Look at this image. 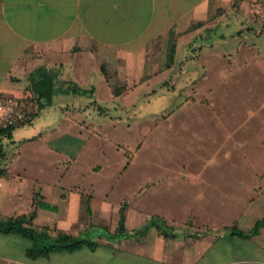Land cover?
<instances>
[{
    "label": "crops",
    "instance_id": "crops-1",
    "mask_svg": "<svg viewBox=\"0 0 264 264\" xmlns=\"http://www.w3.org/2000/svg\"><path fill=\"white\" fill-rule=\"evenodd\" d=\"M255 17L264 21V0H0V91L13 97L31 98L28 76L39 67L56 70L59 81L92 86L91 97L101 85L108 96L104 101L109 102L129 90L131 74L136 82L128 84L130 89L141 85L151 91L167 89L164 79H155L159 74L175 67L180 71L182 63L197 57L186 49L199 53L212 47L211 43L193 45L203 30L233 18L240 19L253 35L237 40L232 52L207 56L199 78L190 81L189 97L173 109L184 104L189 112L197 109L200 116L212 115L211 135L205 145L191 148L197 151L191 160L159 165L156 177L147 176L137 184L132 191L145 183L149 186L128 202L121 235L114 234L116 220L109 230L103 226L112 235L108 238L80 222L82 182L33 178L25 166L15 168L23 146L32 151V144H37L45 153L57 154L48 144L50 137H59L68 129L82 137L87 130V136H92L96 126L101 130L99 124L79 125L83 120L79 105L68 109L54 107L51 101L38 109L33 104L29 121L13 127L8 136L0 134V166L16 155L7 174L0 177V215L27 213L37 193L47 208H35L34 224L74 236L91 234L96 246L28 260L23 256V240L0 235V264H264V50L260 51L256 40L264 23ZM170 36L174 47L172 62L166 67ZM180 40H184L185 62L174 65L182 57L176 49ZM201 82H205L203 88L198 86ZM117 83L125 90L112 97L110 86ZM99 103L93 97L89 105L99 110ZM50 106L60 113L62 131L44 124L33 136L11 140L14 132L31 126ZM186 113H170L154 128L164 138L169 132L180 146L187 138L182 131ZM193 117L190 113L189 126L196 124ZM38 134L39 139L30 140ZM5 139L15 143L12 149L4 148ZM129 164L126 159L120 174ZM115 183L112 179L100 196H89L88 202L97 199L99 221L114 217L121 198L128 194L111 201L108 195ZM89 186L92 189L93 184ZM153 215L176 228L189 217L192 231L207 225L210 234L191 238L177 230L175 238L165 239L146 224ZM258 223L255 234L247 238L227 237L222 230L234 225L246 233ZM99 250L101 255L93 258Z\"/></svg>",
    "mask_w": 264,
    "mask_h": 264
},
{
    "label": "rangeland",
    "instance_id": "rangeland-1",
    "mask_svg": "<svg viewBox=\"0 0 264 264\" xmlns=\"http://www.w3.org/2000/svg\"><path fill=\"white\" fill-rule=\"evenodd\" d=\"M242 25L244 24L240 22V19L233 20V18H229L219 25L212 26L208 30H203L200 35H197L193 45L211 43L212 47L201 49L199 53L198 50L186 49L187 52L190 50V53L198 54L194 60H187L186 62L183 59L186 54L183 53L182 48L184 40H180L176 45V49L178 50V56L181 53L182 57L176 58L174 64L179 65L180 61L185 62L179 66L181 68L180 71L176 69L177 67L171 68L164 70L163 73L155 78L159 80L164 79L168 87L167 89L151 91L149 88L141 87L142 85L130 89L131 85L128 84L136 80L135 75L131 74L127 81L129 90L125 91V95H119L112 102L108 100V102L104 101L108 97L106 90L101 85H98L93 97L100 101L99 110L93 108L92 104L91 106L89 105L93 99L91 96L85 94L54 93L51 100L52 106H65L69 109L77 108V105H79L81 107L79 118L83 119L79 125L86 124V122L99 124L101 130L99 126H96L93 131L95 133L90 137L87 136L88 130L85 137L76 135L77 132L73 134V130L71 129L62 131L63 127L60 120H58L60 113L50 106L44 109L43 114L35 119L31 126L28 127L26 125L19 131L14 132L11 140L16 141L21 137L30 136V134L33 136L40 131V128L44 124H50L49 126L58 127L62 131L61 136L50 137L48 141L49 146L57 150V154L45 153L44 148L37 144H32V151L28 149L29 147L23 146L15 168L25 166L28 175H32L33 178L37 177L45 180L61 178V182L63 183L73 180L80 181L83 185H80L81 188L83 187L81 189V193L83 192L82 196L87 195L88 199H90V194L100 196L108 182L115 179L116 183L112 186L108 196L111 201H117L120 194H129L147 176L156 177L159 173V165L169 166L168 164L172 160H191L192 153L196 156L197 152L196 149L191 148L206 144V140L213 130L211 120L213 121L214 118L212 115L211 117L200 116L199 113L201 111L197 109H190L189 112L184 104L178 107L177 110L173 108L177 104H182L183 98L189 97L190 81L199 78V74L202 72L201 69L207 65V56L211 58V55L218 54L223 50L232 52L237 40L242 41L247 36L253 37L251 32L247 33L245 27ZM235 33L236 35H233ZM256 40L259 43V45L257 44L258 48L262 52L264 50V30L261 29L260 35L256 36ZM155 79L148 82L149 87ZM204 84L205 82H201L198 86L203 88ZM149 90L151 93H154L152 96H149L151 93L145 94ZM200 91L202 92V90ZM84 105L88 107L82 110ZM176 112L184 114L187 112V115H183L186 118H184L185 121L182 127V131L187 132V134H184L185 136L187 135V138L184 139L185 141H182L180 146L174 143L176 139L173 140V136L169 132H167L168 137L164 138L158 132L159 128H154L161 119ZM188 112L194 116L192 122L195 121L196 124L191 125L190 123L189 126ZM143 126L147 128L146 131L142 130ZM85 127L88 129L93 128L89 125H85ZM20 131L21 133H19ZM3 144L5 149H12V145L15 143L13 144V142L5 139ZM124 151H127L126 155H124ZM126 159H128L127 161L130 164L120 174V168ZM39 167L42 170H39ZM63 169L64 171L67 169V171L61 176ZM89 183L93 184L92 189ZM144 185L149 186L148 183ZM91 201L93 202L82 203L83 210L81 211L79 220L84 223L87 230L89 229L88 226H92L94 228L93 232H101L103 238H108L109 233L105 229L109 230L111 228L113 221L116 220V213L114 217L99 221V204L97 199ZM86 208H88L89 213L86 211ZM182 226L177 225V228L181 232H184V226ZM195 230L199 232L205 231V238L210 234L208 233L209 229L207 225ZM85 236L94 238L91 234H86ZM100 252L102 250L97 251L93 258L97 254L101 255ZM218 261H220V258H218ZM99 262L102 263L100 259ZM87 263L89 262L87 261ZM93 263L96 262L93 261Z\"/></svg>",
    "mask_w": 264,
    "mask_h": 264
},
{
    "label": "trees",
    "instance_id": "trees-1",
    "mask_svg": "<svg viewBox=\"0 0 264 264\" xmlns=\"http://www.w3.org/2000/svg\"><path fill=\"white\" fill-rule=\"evenodd\" d=\"M258 23H264V21L254 18ZM260 21V22H259ZM174 42L170 36L167 46V54L165 58V66L168 67L172 62V53H173ZM104 74V73H103ZM105 76V74H104ZM29 88L31 99L33 104L36 107L42 108L51 104L52 95L54 93L60 92L64 94H85L91 96L93 93V87L82 88L71 81H59L58 73L56 70L46 69L44 67L36 68L28 76ZM125 90L122 83L113 84L110 86V94L112 97H115ZM33 115L32 111L28 114L26 121H29ZM15 127V126H14ZM13 127L8 129H0V134L8 136L10 130ZM40 134L35 137H32L30 140H37L40 138ZM127 154V151H124V155ZM15 154H12L7 159V163L4 166H0V177L7 174V165L11 164L15 160ZM128 160V159H127ZM147 185L140 186L138 190L130 192L128 195H125L121 198L118 206L116 208V235H121L125 232L124 229V220L125 213L127 209L128 202L130 199L135 197L138 193L143 191ZM88 196H83L81 202L87 204ZM32 207L31 210L25 214L17 216H2L0 215V235H9L17 237L25 242L23 248V256L28 260H35L38 258H47L49 254L60 251H73L79 249L80 247H86L89 250H92L96 246V242L90 239L89 237H80L70 234L61 233L55 230H49L45 227L36 226L33 223L35 216V208H47L46 204L42 202L40 196L37 193L32 195ZM86 211L89 213L88 208ZM148 226L155 228L156 232L165 239H173L176 237V231L179 230L171 225L166 224V222L158 216H150L146 222ZM184 232L182 235L184 237L191 238H203L205 231H192V221L188 217L183 223ZM260 224H254L253 227L248 232H242L238 230L234 225L230 227H223L222 230L227 237H240L247 238L256 232V228ZM112 236V235H109Z\"/></svg>",
    "mask_w": 264,
    "mask_h": 264
},
{
    "label": "built area",
    "instance_id": "built-area-1",
    "mask_svg": "<svg viewBox=\"0 0 264 264\" xmlns=\"http://www.w3.org/2000/svg\"><path fill=\"white\" fill-rule=\"evenodd\" d=\"M32 109L31 99L13 97L0 91V129H8L24 123Z\"/></svg>",
    "mask_w": 264,
    "mask_h": 264
}]
</instances>
